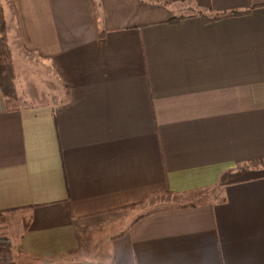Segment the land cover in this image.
Returning a JSON list of instances; mask_svg holds the SVG:
<instances>
[{
  "label": "crops",
  "instance_id": "crops-1",
  "mask_svg": "<svg viewBox=\"0 0 264 264\" xmlns=\"http://www.w3.org/2000/svg\"><path fill=\"white\" fill-rule=\"evenodd\" d=\"M2 4L57 86L0 88L5 264H264V0Z\"/></svg>",
  "mask_w": 264,
  "mask_h": 264
},
{
  "label": "rangeland",
  "instance_id": "rangeland-1",
  "mask_svg": "<svg viewBox=\"0 0 264 264\" xmlns=\"http://www.w3.org/2000/svg\"><path fill=\"white\" fill-rule=\"evenodd\" d=\"M7 41L9 48L11 50V65H12V74L15 77V83H16V88H18L22 91V94H27L29 92L30 96L31 94L37 95L41 93L42 97L47 96V97H52L57 95V86L55 84L54 80V75L48 71V67L45 66L44 64L41 63V59L36 58L34 56L28 55L24 52H22L19 49H16L15 46L13 47L12 45V40H10L9 37H11V33L8 31V25H7ZM12 75V76H13ZM38 89V91L36 90ZM42 91V92H40ZM18 94V91H17ZM15 105L18 107L20 106L23 102L20 103L19 97L17 101L14 102ZM195 202H200L204 201L203 199H206L205 195H197L195 196ZM164 206L168 207L171 206V204L175 205H180L182 203L190 202V199H182V198H171L170 196L166 195L164 197ZM125 215H118L117 219L115 217L114 221V226H107L105 227L102 232L96 231L94 233H84V235L88 238V242L91 245L92 251L99 253L101 264H111V263H106L108 262L107 256H108V251L111 249L109 247L110 242H105L103 239L99 238L103 236V233L108 232V235H119L120 233L124 232L127 227L129 226V222ZM135 215H133L134 217ZM131 217V218H133ZM6 222H7V215H0V236H3V230H5L6 227ZM107 230V231H106ZM6 231V230H5ZM6 236V233H5ZM7 237V236H6ZM99 239V240H98ZM102 241V242H101ZM95 256V255H94Z\"/></svg>",
  "mask_w": 264,
  "mask_h": 264
},
{
  "label": "trees",
  "instance_id": "trees-1",
  "mask_svg": "<svg viewBox=\"0 0 264 264\" xmlns=\"http://www.w3.org/2000/svg\"><path fill=\"white\" fill-rule=\"evenodd\" d=\"M152 3L160 4L162 0H147ZM237 13L229 14L228 16H236ZM7 20L5 10L0 0V88L4 95L6 107L8 111L17 109L15 101L18 99L17 88L15 83V77L12 74L11 65V50L7 41ZM13 75V76H12ZM197 195V193H191ZM204 202V201H200ZM4 213H0V215ZM3 236H0V264L11 262L13 259V247L8 237L5 236V230H3Z\"/></svg>",
  "mask_w": 264,
  "mask_h": 264
}]
</instances>
